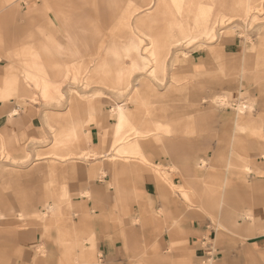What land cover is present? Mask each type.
<instances>
[{
  "label": "rangeland",
  "instance_id": "rangeland-1",
  "mask_svg": "<svg viewBox=\"0 0 264 264\" xmlns=\"http://www.w3.org/2000/svg\"><path fill=\"white\" fill-rule=\"evenodd\" d=\"M15 1L17 10L0 7V76L9 71L22 86L9 100L0 101V264L14 259L18 245H24L30 264H82L79 244L91 246L95 226L81 221L82 213H68L64 203L56 211L45 207L54 205L56 193L64 190L72 200L88 202L91 192L74 190V182L81 167L91 165L90 159L101 158L102 153H109L105 157L114 166L123 163L120 169L114 167L118 182L133 184L140 179V170L135 173L128 167L138 163L139 154L120 150L125 142L137 139L135 128H125L120 140L111 135L113 144L105 152L94 153L87 147L91 127L111 130L116 103L139 110L137 125L150 129L144 139L153 140L144 147L158 151V158H172L173 165L167 168L182 180L169 184L172 206L155 210L153 222L160 227L156 232H148L150 226L144 229L139 218H132L133 228L119 223V215H106L119 258L110 262L97 248L96 263L180 264L177 249L190 247L189 232H177V227L185 229L199 220L209 225L213 249L218 251L209 264H264V241L256 243L240 232L253 219L255 205L264 204V170H260L264 154L257 150L258 142L264 141V0H255L259 5L247 16L227 15L220 20V4L229 6L234 0H200L191 10L179 9L173 0H72L77 9L61 14L53 12L61 0ZM134 3L141 8L133 11ZM32 5L45 12H30ZM63 16L70 17V24ZM51 17L53 32L63 41L61 53L43 38L42 28ZM198 19H210L212 30L195 31L202 23ZM64 28L72 36L70 43L65 41ZM136 45L145 62L137 56ZM29 49L36 52L31 59L64 75L47 101L21 61L27 57L16 55ZM102 62L105 71L96 69ZM118 68L124 69L123 78L118 77ZM23 87L35 98L21 96ZM73 100L76 104L71 107ZM91 102H100L101 108L93 111ZM23 107H32L39 117L36 129L11 127L13 110L21 112ZM243 115L253 123L237 124ZM95 117L105 119L102 128ZM76 118L85 120L83 129L70 139V148L60 146L61 132L70 129ZM158 123L166 124L168 131L158 129ZM243 160L251 169L245 172L242 187L238 171ZM147 165L165 183L170 181L163 164ZM89 210L97 217L96 204ZM70 217L78 229L84 226L83 234L70 235L72 230L66 227ZM171 229L178 236L174 244Z\"/></svg>",
  "mask_w": 264,
  "mask_h": 264
},
{
  "label": "crops",
  "instance_id": "crops-1",
  "mask_svg": "<svg viewBox=\"0 0 264 264\" xmlns=\"http://www.w3.org/2000/svg\"><path fill=\"white\" fill-rule=\"evenodd\" d=\"M62 2L60 5H56L53 12L55 14H61L63 11H68L69 9H77L76 6H74V3L72 0H61ZM176 7L179 9L186 8L188 10H191V8H195L198 6V3L200 0H173ZM255 0H234L233 2L227 4L225 2H222L220 4V7L222 9L221 15L219 18L223 16L229 15L228 18L232 17H241V16H247L248 13L254 8ZM262 0L259 1L261 3ZM16 2L15 0H0V7H5V9H8L9 11L12 9L17 10V5H13V3ZM131 5V4H130ZM132 10L136 11L141 8V6L132 4ZM60 7V8H59ZM230 8L227 10V8ZM38 7H29L30 12H36L34 14H42L45 12L44 9ZM29 12V13H30ZM67 12H64L65 14ZM260 14L257 15V18L259 19ZM66 23L70 24L69 18L63 16ZM252 21H256L253 19V16H250ZM257 19V20H258ZM197 20V22L200 24L201 22ZM210 20V19H209ZM209 20H204L200 27H196L195 31H199L201 33H208L209 30L212 28L211 25H209ZM47 25L42 28L43 30V38L46 40V42L52 44L57 47L56 51L60 52L63 48V41L59 35V33L53 32L52 26H53V19L47 18ZM65 25V24H64ZM178 31L181 35L184 34V29L181 28V26H178ZM63 36H65L67 39L65 41H68L69 43L72 41V36L67 33L66 29L64 28ZM264 39V38H263ZM180 39H177L179 41ZM47 46V45H46ZM44 46V48L46 47ZM137 48V56L141 58L142 60H146V56L143 54V52L140 50L139 46H135ZM216 52V51H215ZM221 52V51H219ZM61 53V52H60ZM36 52L33 50L18 52L16 55L24 56L21 58L22 63L26 65V71L29 73V75H32L31 77H35V87L40 88L42 98L47 101L49 98L54 96L55 89H57L60 84L64 80V75H61V72L57 69H55L54 66H49L42 62L39 59H31L33 55H35ZM167 54H169V51H167ZM166 54V55H167ZM3 55H0V58ZM135 68H138L137 62L133 63ZM106 63L102 62L97 65L96 69H99L100 71L106 70ZM183 65H181L182 67ZM184 67V66H183ZM143 68V67H141ZM117 75L119 78H123L126 74L123 68H118ZM68 72V69H67ZM194 72V71H193ZM197 72V71H196ZM1 74V73H0ZM178 75V74H176ZM180 75V74H179ZM178 75V76H179ZM30 77V76H29ZM21 85L17 80L13 77L9 76V71L6 72L4 76H0V101H7L10 99V95L15 91L17 88H19ZM22 88V86L20 87ZM33 93L31 91H28L26 87H23L21 90V96L29 97L31 100L35 97L32 95ZM225 97V96H224ZM28 99V98H27ZM75 100L71 101V107H74ZM76 104V103H75ZM92 110H98L101 108L100 102H91ZM246 108V107H245ZM22 111L19 112V110L14 109L13 110V117L11 118V127L13 130L16 129H22L25 125V129L34 130L38 127V119L36 112L32 107H23L21 108ZM112 112L115 114L116 121L113 123L111 130L102 128V124L104 122L100 119L98 120L97 117L93 118L97 122L98 125L101 126L102 130H99V128L93 126L91 129L87 131V147L89 151L94 153H101V151L105 152L108 150V148H111L113 144V137L117 136L118 140L121 139V136L124 132V129L127 127L135 128L136 132L138 133L136 136L137 139L130 143L125 142L123 146L120 147V150L123 152H130V149H134V152L139 154V161L138 163H131L133 165H129L128 167L131 168L129 171L137 173V171L140 170L139 178L136 179L133 184L130 183H124V181L118 182V177L115 175L114 167H118L120 169L123 166L122 162H118L117 166H114V164L105 157L109 153L106 152L105 154H101V158L95 159L92 157L90 160L94 163L89 165L87 163L85 167H81V170L78 171L76 175V179L74 182V185L76 188L74 190L80 191V193L84 192H91V198L88 200L85 199H77L72 200L71 196L69 195L67 190L61 191L60 194L57 192L54 205H47L45 207L46 210H60L62 207V203L65 204V207L67 208L68 213L72 211L74 214L82 213L81 221L85 223H92L95 227V234L92 236L90 240V245L88 248H84L81 243L80 246V255L81 260L78 258V260L82 264H97L94 260L93 252L99 248L101 254L107 259L108 261H116L118 256V244L114 242L115 236H112L110 234L111 227L109 226L108 220L104 219V217L108 214L109 216L114 214L118 216L119 223H124L123 225L132 226L133 220L132 218H139L143 222V228L148 229L149 231H158L160 227L158 228V224H155L153 222V219L155 218V210L161 207H171L173 204V200L171 198V189H170V182H173L175 184L179 183L181 179V175L177 172H171L168 170L167 167L173 165L172 158L164 157V158H158V151L153 150L151 147H149L146 150L145 145H148L153 142L149 139H144L145 136H149V134H146L149 132L150 129L146 128H140L137 125V121L141 118V114H139V110L131 111L126 106L125 103H116L114 109H112ZM123 116H122V115ZM101 118V117H99ZM91 119V118H90ZM8 121V126L10 125ZM84 121L80 119H75L67 131H62L60 134V138L58 139V144L60 146L67 147L71 145V138L77 137L84 126ZM237 124H240L241 126H247L251 123L250 118L243 116H240L236 120ZM81 124V125H80ZM157 128L163 131H168V126L166 124L158 123ZM135 132V133H136ZM111 133V134H110ZM35 135L39 137V133L35 132ZM258 153L264 154V141L258 142ZM150 152L151 155L148 154ZM162 157V156H161ZM153 163L154 165L157 164H163L167 168V172L169 173V180L166 181V183L163 181V179H160L161 175L160 173H156L154 169L148 168L149 166L147 164ZM73 167L76 168V166L73 164ZM251 169V166L248 162V160H243L240 169L238 171L241 181L240 186H245V172L249 171ZM260 169V168H259ZM260 170H264V167H262ZM104 172L102 175V180H100L101 173ZM259 178H263V176H259ZM185 185H183L184 188ZM237 186V187H240ZM185 189V188H184ZM182 189V193L187 196V192ZM217 190V188L215 189ZM71 191V190H70ZM89 191V192H88ZM128 193V194H127ZM71 194V193H70ZM162 197L166 199V201H169V203H164ZM96 204V210L95 215L92 214V212L89 210V205ZM45 212V211H44ZM45 215V213H44ZM237 216V215H236ZM67 229L72 230L71 236H73V233L79 232L80 234H83L84 226L80 227V229L77 228L76 224L73 223L71 220V217L66 221ZM236 222H238V219L236 218ZM152 223L155 224V226L152 225ZM239 223V222H238ZM133 227V226H132ZM181 227V228H180ZM134 228V227H133ZM66 229V228H65ZM66 229V230H67ZM181 230L189 232L188 236V242L190 247H178L177 254L179 255V263L180 264H200L196 260L202 261V264H209V260L214 258V256L218 255L217 248H214V244L211 238V235L209 233V225H206L205 223H201L199 220L190 222L189 226L185 229H182V226L177 227V232H181ZM241 233L245 236H248V239L255 240V242L264 241V204H258L255 205L253 209V219L249 220L248 222L244 223L240 229ZM145 231V230H144ZM143 231V232H144ZM171 243L174 244L175 241H177V235L175 232L171 229ZM122 238L125 241H128L130 236H127L126 234H122ZM71 238V237H70ZM73 239V238H72ZM208 239H211L209 241ZM19 246V247H18ZM17 246V254L13 257L14 259L8 264H13V262H18L17 264H30L29 254L26 250H24V245H18ZM76 247V246H75ZM179 251V252H178ZM217 252V253H216Z\"/></svg>",
  "mask_w": 264,
  "mask_h": 264
},
{
  "label": "bare ground",
  "instance_id": "bare-ground-1",
  "mask_svg": "<svg viewBox=\"0 0 264 264\" xmlns=\"http://www.w3.org/2000/svg\"><path fill=\"white\" fill-rule=\"evenodd\" d=\"M210 30H212V28H211ZM210 30H209V31H210ZM211 32H212V31H211ZM246 106H247V105H246ZM246 106H245V107H246ZM121 115H122V114H121ZM122 116H123V115H122ZM80 125H81V124H80Z\"/></svg>",
  "mask_w": 264,
  "mask_h": 264
}]
</instances>
